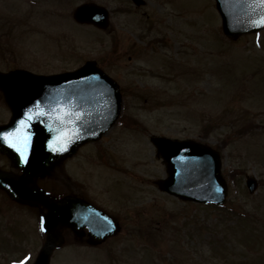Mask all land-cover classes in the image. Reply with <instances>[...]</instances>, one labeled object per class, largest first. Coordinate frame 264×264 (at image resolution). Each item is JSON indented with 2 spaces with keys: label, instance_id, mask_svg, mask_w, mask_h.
I'll return each mask as SVG.
<instances>
[{
  "label": "rangeland",
  "instance_id": "374dc122",
  "mask_svg": "<svg viewBox=\"0 0 264 264\" xmlns=\"http://www.w3.org/2000/svg\"><path fill=\"white\" fill-rule=\"evenodd\" d=\"M82 1L0 0V70L52 74L91 59L118 80L131 121L68 161L78 192L121 220L104 264H264V30L226 38L214 0H145L139 7L96 0L111 17L101 31L73 21ZM138 38L145 41L139 55ZM150 135L219 150L225 205L212 209L160 191L155 180L165 166ZM245 175L257 179L255 192L247 191ZM4 212L0 264L26 256L31 263L41 244L33 212L17 204ZM84 248L69 239L68 264H92ZM65 254L57 251L54 264H65Z\"/></svg>",
  "mask_w": 264,
  "mask_h": 264
},
{
  "label": "water",
  "instance_id": "95a60500",
  "mask_svg": "<svg viewBox=\"0 0 264 264\" xmlns=\"http://www.w3.org/2000/svg\"><path fill=\"white\" fill-rule=\"evenodd\" d=\"M215 1L226 36L234 38L261 29L250 24L254 18L251 0ZM72 16L77 22L99 28L108 25V11L95 3L77 6ZM0 89L12 111L10 122L0 127V131L16 127L25 112L38 105L28 132H24L22 126L21 136L30 133V145L24 149L23 160L21 153L0 142V150L22 169L21 175L0 171V186L16 201L31 205L40 203L48 210L46 224L42 226L47 232V240L32 264H48L54 228L64 220L76 218L81 220L79 226H83L92 218L91 213L99 217V223L88 224L93 234L112 233L111 219L105 221V216L93 213L90 206L77 198L51 199L35 185L32 176L45 173L54 162L74 153L82 143L96 139L114 122L120 110L116 83L94 61H87L75 71L47 76L26 70L0 73ZM151 141L166 166V178L157 181L161 190L183 200L224 202L227 188L220 173L217 151L192 140L152 136ZM27 175L31 177L28 179ZM247 186L252 192L257 186L256 181L248 178Z\"/></svg>",
  "mask_w": 264,
  "mask_h": 264
},
{
  "label": "snow or ice",
  "instance_id": "6c2138e0",
  "mask_svg": "<svg viewBox=\"0 0 264 264\" xmlns=\"http://www.w3.org/2000/svg\"><path fill=\"white\" fill-rule=\"evenodd\" d=\"M250 7H252L254 15V18L250 20L251 26L264 28V0H251ZM36 107H38V105L27 110L24 117L17 122L16 127L9 131H0V142L8 144L9 147L21 153L22 160L24 159V149L30 145V133H28V136H21L22 126L23 131L28 132L31 120L36 118V115H33ZM39 115H45V113H39ZM104 220L107 221L108 218L104 217ZM29 259L30 257L26 256L23 260L16 261L14 264H26Z\"/></svg>",
  "mask_w": 264,
  "mask_h": 264
},
{
  "label": "flooded vegetation",
  "instance_id": "af4514ba",
  "mask_svg": "<svg viewBox=\"0 0 264 264\" xmlns=\"http://www.w3.org/2000/svg\"><path fill=\"white\" fill-rule=\"evenodd\" d=\"M130 44L132 45V43H130ZM136 48H141V47L140 46H133V52L134 53L136 51ZM0 113L3 116L2 119H4V121L0 122V123L6 122L7 119H8V108H7V106L4 103V99H3L2 93H0ZM0 160L3 163V164H0V169L8 170L9 166H8L7 157L4 156L3 154H0ZM76 195H79V196H82V197L86 198L85 196H83L80 193H78ZM115 220H116L117 223H119V219H117V217L115 218ZM58 231L64 237L63 239H64V244H65V247H66L65 248V250H66V254H65L66 261L64 262L65 264H68V240L69 239L76 245L77 244H81V245L85 244L87 249H92V250L95 251L94 253H96V254H95V258L92 257V262H91L92 264H103L104 263V258H103L104 257V250H105V248H109V245H107L108 242L110 241L109 239L108 240L105 239L104 241H99L97 243L96 242L94 243V240L92 238H90V235L88 234L86 229H80L79 232H74L67 225L60 226ZM60 248H58V249H60ZM58 249H56V250H58ZM55 261H56V257L53 260V264L55 263Z\"/></svg>",
  "mask_w": 264,
  "mask_h": 264
}]
</instances>
